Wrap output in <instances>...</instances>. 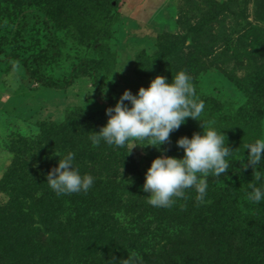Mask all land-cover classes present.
Returning <instances> with one entry per match:
<instances>
[{"label":"rangeland","instance_id":"374dc122","mask_svg":"<svg viewBox=\"0 0 264 264\" xmlns=\"http://www.w3.org/2000/svg\"><path fill=\"white\" fill-rule=\"evenodd\" d=\"M53 3H57L53 16L61 17L62 25H55L36 8L0 13V186L15 159L30 163L39 173L38 162L52 164L51 157L59 159L72 152V144L85 154L92 153L87 162L83 163L84 155L81 162L78 159V169L95 167L92 176L112 169L116 159L112 146L83 141L81 135L86 139L87 131L77 111L108 119L106 109L115 106L114 100L124 90L136 94L156 76L171 81L181 70L192 77L205 109L198 120L186 118L170 134L167 143L173 156L184 155L176 141L202 134L203 125L205 130L222 129L232 149L226 158L229 162L247 163L245 146L264 139V0ZM24 61L34 77L23 67ZM60 125L57 134H47L46 130ZM65 131L78 137L67 147L66 142L57 144ZM133 143L137 145L131 148ZM147 143L129 142L126 157L130 163L114 175L118 174L116 184H136V192L148 199L149 193L143 191L145 173L162 155V145ZM47 145L52 146L50 150ZM252 186L264 188V167L248 166L208 185L204 203L196 200L194 188L185 190L180 200L174 198L170 209L180 218L177 223L180 234H185L184 244L190 245L188 253L196 255L198 262L234 264L237 258L242 264H262L258 258L264 250V202L248 199ZM7 203V194L0 188V209ZM120 214L119 221H127Z\"/></svg>","mask_w":264,"mask_h":264},{"label":"trees","instance_id":"16d2710c","mask_svg":"<svg viewBox=\"0 0 264 264\" xmlns=\"http://www.w3.org/2000/svg\"><path fill=\"white\" fill-rule=\"evenodd\" d=\"M53 2L54 0H6L0 3V13L3 15L13 11L19 14L28 8H36L55 25H62L61 17L53 16L57 6ZM2 7L7 10L3 11ZM23 67L34 77L28 61L23 62ZM37 81L45 87L57 89L51 83ZM70 83L67 82L64 87H69ZM108 100L113 102L110 98ZM75 115L86 128V139L84 135H80L87 142L93 132H99L108 120L100 114L85 110H79ZM61 126L46 130L47 134H57ZM69 132H64L61 143H55L66 142L67 147L66 144L70 145L71 141L78 139L75 132L71 135ZM49 140L53 141V138ZM101 144L110 147L104 142ZM76 146L78 147L75 144L71 146L75 153V166L82 155L83 163L92 156V153L85 154L81 149L78 151ZM51 147L47 145L48 150ZM111 149L116 158L113 168L94 175V184L87 193L61 196H57L46 182L47 173L58 166V158L51 157L52 164L38 162L41 167H38L39 173L34 171L35 167L30 163L15 159L0 186L8 198V203L0 209V264H124L126 259L133 256L136 257L135 264H210L198 262L196 255L188 253L190 245L184 244L185 234L183 231L180 234L177 223L181 220L174 215V210L172 212L170 208H157L148 204V199L136 192V184H116L118 174H114L130 162L126 157V146H112ZM162 150L163 155L173 156V150L167 142L162 145ZM76 151L80 153L78 156ZM23 153L22 151L21 157L24 156ZM96 163L92 162L93 165ZM241 165L242 163L229 162L227 173L221 177L209 176L208 185L240 173L244 169ZM258 166L264 167V162ZM92 169L97 170L95 167ZM92 169L83 166L79 170L83 175L91 174ZM118 213H122L127 221H119ZM170 224L173 227H169ZM259 254L261 258L258 259L264 264V250ZM234 264L242 262L235 258Z\"/></svg>","mask_w":264,"mask_h":264},{"label":"clouds","instance_id":"9594fccd","mask_svg":"<svg viewBox=\"0 0 264 264\" xmlns=\"http://www.w3.org/2000/svg\"><path fill=\"white\" fill-rule=\"evenodd\" d=\"M204 109L205 103L197 98L195 85L187 71L177 72L171 81L158 75L147 88L140 87L136 94L124 90L115 106L106 109L107 123L99 132H93L90 140L93 146L104 142L109 146L125 147L129 142L148 141L145 145L160 148L170 140L172 132L186 123V118L198 120ZM202 128V134L194 133L191 138L182 136L176 141L183 149L182 158L162 154L151 162L143 184V191L149 193L148 204L170 208L176 202L174 198L184 197L185 190L191 188L197 193L196 200L204 203L207 178L227 173L229 161L226 158L232 154V149L225 143V134L222 129L208 127L205 130L203 125ZM134 145L137 143L131 148ZM245 149L249 152L243 168L251 166L254 169L264 162V139L247 144ZM256 178L260 179L259 176ZM94 180L91 174L80 173L73 152L59 157L58 166L52 168L46 177L48 186L57 196L87 193ZM248 199L257 204L264 202V188L252 186ZM135 259V256L128 258L124 264H135Z\"/></svg>","mask_w":264,"mask_h":264}]
</instances>
